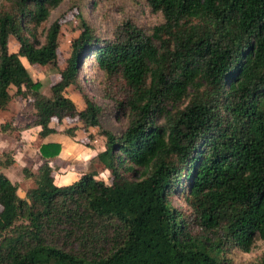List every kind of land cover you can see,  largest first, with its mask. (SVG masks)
<instances>
[{
    "label": "trees",
    "instance_id": "16d2710c",
    "mask_svg": "<svg viewBox=\"0 0 264 264\" xmlns=\"http://www.w3.org/2000/svg\"><path fill=\"white\" fill-rule=\"evenodd\" d=\"M79 1L65 57L57 20L41 44L34 33L61 0L0 11V109L31 101L24 127L39 128L42 160L34 173L22 167L33 186L21 197L0 170V264H232L223 252L264 239V0H143L158 22L125 17L101 33ZM59 59L45 95L25 64ZM88 81L108 106L87 95ZM70 88L81 106H67ZM118 116L119 131L100 123ZM60 126L85 146L100 133L106 181L83 171L55 183ZM11 154L0 152V169Z\"/></svg>",
    "mask_w": 264,
    "mask_h": 264
},
{
    "label": "rangeland",
    "instance_id": "374dc122",
    "mask_svg": "<svg viewBox=\"0 0 264 264\" xmlns=\"http://www.w3.org/2000/svg\"><path fill=\"white\" fill-rule=\"evenodd\" d=\"M93 1V2H91ZM79 0H61V2L53 9L50 10L49 16L45 22L41 23L34 31L35 40L38 44L43 41V35L49 24L53 20H57L60 28L58 40L61 42L59 47V57H65L69 52V41L72 36L77 34L78 20L73 16L75 9L70 10V6L77 5ZM86 3V5H85ZM85 5V6H84ZM14 0H1L0 11L7 12L13 11ZM84 16L87 21L98 32L109 31L111 27L117 24L118 21L125 17H129L130 20L135 21L145 29H149L154 23L158 22L159 15L148 9L143 0H84L81 3L83 7ZM62 60H58V66H53L51 63L36 66L32 68L28 66V71L32 78L40 80L41 92L45 95L49 94V84L57 78V71ZM61 66V65H60ZM84 71L80 72L83 76ZM87 78L93 77L95 73L91 71V68L87 66L85 70ZM85 92H87L93 100L101 106H108L110 103L108 100L101 97V85L98 81L85 83ZM66 103L68 107L73 104L81 106L83 104L81 97L76 90L71 89L66 92ZM185 101L178 104L177 107H182ZM33 114V107L30 100L21 101L16 98H12L4 109H0V152L12 150V158L15 164L1 168L4 173L12 182L17 184V195L23 196L24 192L33 186L32 178L26 177L23 174L22 167L26 168L28 172H36L37 167L41 164L42 160L38 154V146L41 142V136L39 135V128L24 127L27 124ZM69 119V117H67ZM65 119L66 125L69 126L71 121ZM103 127L110 131H119L125 124V119L122 116L114 119L113 117L103 118L100 120ZM58 131L55 132L57 139L61 144L60 158L54 161L57 169L55 171V183L60 184L61 176L70 177L71 171H88L94 172L97 177L106 181L107 172L102 169L101 161L96 156L98 150L101 149L100 133L96 134V137L88 141L89 146H85L82 143L74 139L76 137L80 140L79 133H75L72 137L60 126ZM79 143V145L77 143ZM82 155L81 158L78 156ZM8 157V155H7ZM0 158L1 155H0ZM135 176H137L135 174ZM62 185V184H61ZM172 205L184 209L186 204L183 198L177 194H173L170 197ZM264 253V239L254 237L252 245L249 250L244 252L238 247H232L228 251L223 252L225 257L230 258L232 264H251L258 261V259Z\"/></svg>",
    "mask_w": 264,
    "mask_h": 264
},
{
    "label": "crops",
    "instance_id": "0c3cea01",
    "mask_svg": "<svg viewBox=\"0 0 264 264\" xmlns=\"http://www.w3.org/2000/svg\"><path fill=\"white\" fill-rule=\"evenodd\" d=\"M35 128H37V127H35ZM38 129V128H37ZM52 137H53V139L55 140V141H57V142H59L60 143V141L57 139V137H56V135L55 134H53L52 135ZM77 143V142H76ZM78 145H79V143H77ZM60 146H61V144H60ZM60 153H61V149H60V152H59V154L57 155V157L52 161V163L54 164V161H56L57 159H59L60 158ZM79 158H81L82 157V155H80V156H78ZM81 159H83V158H81ZM55 165V164H54ZM79 172H83V171H77V172H73V171H71V172H69L70 174V178L68 179V180H66L67 179V177H65V176H61L62 178H59V181L60 182H63V181H65V182H63V183H60V184H66V183H68L69 181H71L72 179H75L76 178V175H77V173H79Z\"/></svg>",
    "mask_w": 264,
    "mask_h": 264
}]
</instances>
